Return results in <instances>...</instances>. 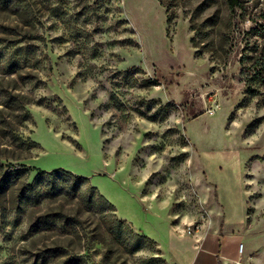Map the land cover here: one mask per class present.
Masks as SVG:
<instances>
[{"label":"rangeland","instance_id":"374dc122","mask_svg":"<svg viewBox=\"0 0 264 264\" xmlns=\"http://www.w3.org/2000/svg\"><path fill=\"white\" fill-rule=\"evenodd\" d=\"M166 2L0 0V264H178L159 234L199 226L264 264V0Z\"/></svg>","mask_w":264,"mask_h":264},{"label":"crops","instance_id":"0c3cea01","mask_svg":"<svg viewBox=\"0 0 264 264\" xmlns=\"http://www.w3.org/2000/svg\"><path fill=\"white\" fill-rule=\"evenodd\" d=\"M201 159L206 184L217 190L220 188L221 197L218 195V203L225 209L226 225L232 226L243 218L244 195L238 158L226 152L216 151L203 153ZM117 213L119 214L118 211ZM159 238L160 244L165 246L178 264H230L238 255L237 240L233 238L236 240V251L231 254L225 239L232 238L222 236L220 231L210 232L205 229L197 235H182L172 227L168 229L167 234H159Z\"/></svg>","mask_w":264,"mask_h":264},{"label":"trees","instance_id":"16d2710c","mask_svg":"<svg viewBox=\"0 0 264 264\" xmlns=\"http://www.w3.org/2000/svg\"><path fill=\"white\" fill-rule=\"evenodd\" d=\"M160 1H161V3H162L163 5L167 6V5H166V4H167L166 0H160ZM228 2H229L230 7H232V8L238 6V4H239L238 0H228ZM169 22H170V21H169ZM3 167H4L3 163H0V168H3ZM15 168H16V167H15L14 165H10V171L8 172V175H15L16 177H18L19 175L23 174L24 172H28V171H30V170H39V169L36 168V167H34V168H32V169H26V165H22L21 167L16 168V169H15ZM59 172H62V173H66V174H68L69 176H71V177H72L74 180H76V181H84V180H86V178H84V177H77V176L74 175L73 173H70V172L65 171V170H63V169L55 170V171H53L52 174H56V173H59ZM45 173L48 174V172H46V171H40V170H39V174L36 176L34 182L38 181L40 175H41V174H45ZM101 197L103 198V200H105V201L107 202V204H109V205H111V206H114V205H112L111 203H109V201H107V199H106L103 195H102Z\"/></svg>","mask_w":264,"mask_h":264},{"label":"built area","instance_id":"2783aa9c","mask_svg":"<svg viewBox=\"0 0 264 264\" xmlns=\"http://www.w3.org/2000/svg\"><path fill=\"white\" fill-rule=\"evenodd\" d=\"M186 231L188 233L186 235H194V234L197 235L198 233H200V226L199 227H194V228L188 227V229ZM239 249L243 250L244 249V245L241 244Z\"/></svg>","mask_w":264,"mask_h":264}]
</instances>
